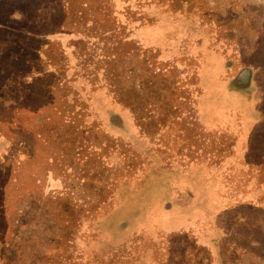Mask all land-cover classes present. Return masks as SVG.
<instances>
[{"label": "rangeland", "instance_id": "374dc122", "mask_svg": "<svg viewBox=\"0 0 264 264\" xmlns=\"http://www.w3.org/2000/svg\"><path fill=\"white\" fill-rule=\"evenodd\" d=\"M0 29V264H264V0H1Z\"/></svg>", "mask_w": 264, "mask_h": 264}, {"label": "trees", "instance_id": "16d2710c", "mask_svg": "<svg viewBox=\"0 0 264 264\" xmlns=\"http://www.w3.org/2000/svg\"><path fill=\"white\" fill-rule=\"evenodd\" d=\"M0 1H1V0H0ZM33 1H35V2H39V0H33ZM4 2H5V1H4ZM16 13H17V12H16ZM19 14H20V13H19ZM3 30H4V29H0V32H1V33H4ZM25 31H26V30H25ZM11 32H15V31H11ZM11 32H10V33H11ZM3 56H4V55H3Z\"/></svg>", "mask_w": 264, "mask_h": 264}]
</instances>
